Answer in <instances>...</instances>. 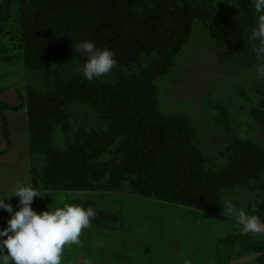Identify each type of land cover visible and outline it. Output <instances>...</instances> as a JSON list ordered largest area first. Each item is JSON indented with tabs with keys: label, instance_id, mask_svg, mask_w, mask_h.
Wrapping results in <instances>:
<instances>
[{
	"label": "rangeland",
	"instance_id": "obj_1",
	"mask_svg": "<svg viewBox=\"0 0 264 264\" xmlns=\"http://www.w3.org/2000/svg\"><path fill=\"white\" fill-rule=\"evenodd\" d=\"M168 1L185 5L183 0ZM19 6L12 3L10 21L0 32V103L9 106L5 115L11 142L7 146L2 135L0 115V152L6 150L0 154V198L13 206V213L0 208V230L8 227L7 221L21 206L19 197L12 195L16 185L23 184L39 190L42 197L34 198L31 205L38 213L65 203L96 211L93 227L81 238L83 246L67 248L63 264H264V233L244 235L234 216L222 215L223 206L230 202L264 222V168L246 182L223 187L214 211L179 205L149 189V176L125 174L110 184L108 171L93 181L94 187L56 188L58 174L45 172L49 154L64 158V165L75 168L78 179L92 170L118 166L120 145L108 144L99 153L80 157L68 152L71 134L99 135L112 129L113 123L90 102H67L58 110L69 121L70 134L64 130V119L31 132L27 90L49 95L58 73L83 75L88 56L76 51V43L90 41L98 49H110L107 33L115 0H50L41 11L36 8V38L49 55L42 69L24 56L23 29L16 20ZM186 7L193 14L190 35L167 71L155 80L158 111L186 124L205 170H225L233 166L244 144L264 151V74L260 71L264 58L247 57L237 43L239 22L247 16L258 19L261 13L254 11L251 0H187ZM50 12L55 14L53 19ZM48 16L59 25L55 27ZM132 50L131 62L115 58L117 67L96 79L105 84L122 74H138L156 56V50Z\"/></svg>",
	"mask_w": 264,
	"mask_h": 264
},
{
	"label": "trees",
	"instance_id": "obj_2",
	"mask_svg": "<svg viewBox=\"0 0 264 264\" xmlns=\"http://www.w3.org/2000/svg\"><path fill=\"white\" fill-rule=\"evenodd\" d=\"M15 1L20 5L16 20L23 29L24 56L34 67L42 69L49 55L41 49L44 44L36 38V8L41 11L50 0H3L0 4V32L10 21V7ZM186 2L183 0L181 3L185 5H177L170 4L168 0H115L107 33L110 35L109 48L115 58L123 63L131 62L135 57L132 47L142 51L156 50L153 61L138 74H122L116 81L103 84L96 78L89 81L84 75L64 77L58 73L57 83L49 95L43 96L34 89L27 90L25 103L31 132L60 123L64 118L58 110L67 102H90L96 104L99 112L113 123L112 129L99 135L71 134L68 152L80 157L86 152L99 153L108 144L120 145L121 163L118 166L92 170V173L87 172L85 177L78 179L75 168L64 165V158L49 154L50 163L45 172L58 174L57 189L69 191L94 187L93 181H99L108 171L110 184L117 183L125 174L149 176L152 185L149 189L169 196L179 205L214 211L217 194L223 187L246 182L264 168V151L244 144L236 152L231 168L205 170L203 157L193 146L186 124L177 117H167L158 111L155 80L167 71L190 35L193 14L186 7ZM49 15L53 19L55 14L50 12ZM51 19L55 27L59 25ZM257 20L255 16H247L239 22L238 48L247 57H258L254 48L259 42L250 39ZM46 69L50 70V67L46 66ZM7 109L9 106L0 103L2 135L10 146ZM64 117L62 125L68 135L70 123L65 114ZM115 133L116 136L112 135ZM4 153L6 150L0 152Z\"/></svg>",
	"mask_w": 264,
	"mask_h": 264
},
{
	"label": "clouds",
	"instance_id": "obj_3",
	"mask_svg": "<svg viewBox=\"0 0 264 264\" xmlns=\"http://www.w3.org/2000/svg\"><path fill=\"white\" fill-rule=\"evenodd\" d=\"M251 5L261 14L250 39L259 42L254 51L258 58H264V0H251ZM74 47L77 52L88 56L83 75L89 81L106 76L117 67L115 54L108 48L98 49L90 41L76 43ZM260 71L264 74V66ZM12 196L19 197L21 206L7 221L8 227L0 230V237H6L0 240L2 264H63L67 248L83 246L81 238L85 230L93 227L92 220L96 216L91 206L85 208L81 204L65 203L54 210L38 213L31 207L34 198L42 197L38 189L17 184ZM0 208L13 213V206L5 203V198H0ZM223 214L234 216L244 235L264 233V222L243 208L238 209L229 202L223 206ZM4 249L6 254H3Z\"/></svg>",
	"mask_w": 264,
	"mask_h": 264
}]
</instances>
